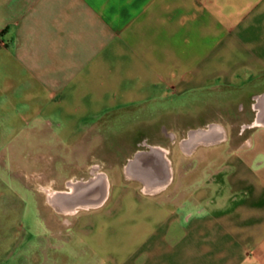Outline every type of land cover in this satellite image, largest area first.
<instances>
[{"label":"crops","instance_id":"0c3cea01","mask_svg":"<svg viewBox=\"0 0 264 264\" xmlns=\"http://www.w3.org/2000/svg\"><path fill=\"white\" fill-rule=\"evenodd\" d=\"M1 38L0 122L24 137L32 130L17 123L55 118L68 135L103 107L207 84L257 83L248 96L264 124V0H0ZM44 168L22 178L18 163H0V264H264V195L229 211L172 213L167 258L159 244L150 258L112 257L82 239L78 214L65 228L62 214L77 207L49 200L73 203L67 184L79 179L54 178L67 189H47L32 174Z\"/></svg>","mask_w":264,"mask_h":264},{"label":"rangeland","instance_id":"374dc122","mask_svg":"<svg viewBox=\"0 0 264 264\" xmlns=\"http://www.w3.org/2000/svg\"><path fill=\"white\" fill-rule=\"evenodd\" d=\"M251 89L207 84L169 92L166 98L145 101L147 105L106 106L94 118L77 122L68 135H62L64 123L55 118L17 123L32 130L26 137L9 128L13 123L0 122V163H18L22 178L24 170L45 166L33 176L47 179L44 188L58 190L67 186L52 184L54 178L87 180L93 171L104 172L110 185L106 199L98 206L63 213L65 228L78 214L75 225L82 239L105 246L112 257L150 258L159 244V257L167 258L172 213L182 219L188 213L229 211L254 195H264V124L251 125L256 117L255 99L248 96ZM210 124L221 126L224 138L184 154L180 142ZM152 145L168 149L172 170L169 182L149 200L139 192L142 182L127 177L124 169L129 163L140 169L157 162L159 151ZM85 162L89 168L79 169ZM99 184L100 178L95 185L81 187L80 193ZM151 211L160 213L157 221Z\"/></svg>","mask_w":264,"mask_h":264},{"label":"bare ground","instance_id":"6f19581e","mask_svg":"<svg viewBox=\"0 0 264 264\" xmlns=\"http://www.w3.org/2000/svg\"><path fill=\"white\" fill-rule=\"evenodd\" d=\"M259 97L264 98V93L257 98ZM251 125H261V123L253 121ZM223 131L224 130L221 126L217 124H210L207 128H199L194 132H189L188 136L183 139L180 144L182 147L184 146L183 148L187 152H191L198 144L208 145L221 141L224 138ZM187 142H189L188 147L185 146ZM151 149L159 151L156 158L157 162H152L151 164L145 163L146 166L143 165L140 169L135 168V166L132 165L133 163H129L125 166L127 177H133L140 180L143 183L142 190L144 192H153L158 188L164 187L169 182L171 177V159L168 156V149L159 145H152ZM159 168L162 169L161 172ZM99 178L100 184L98 189L93 190L91 195L80 196L81 187L95 185L99 182ZM67 186L68 188H75L74 202L72 203L70 201V198H72L71 195H60L57 193L52 194L50 195L49 200L57 209H63L66 211L71 209L73 206L90 207L100 205L107 195L108 180L104 172L93 171L92 176L89 177V179H79L77 182H68ZM58 196H64V201H61Z\"/></svg>","mask_w":264,"mask_h":264},{"label":"water","instance_id":"95a60500","mask_svg":"<svg viewBox=\"0 0 264 264\" xmlns=\"http://www.w3.org/2000/svg\"><path fill=\"white\" fill-rule=\"evenodd\" d=\"M81 195H87V191H86V192H85V191H83V193H82ZM81 195H80V196H81Z\"/></svg>","mask_w":264,"mask_h":264}]
</instances>
